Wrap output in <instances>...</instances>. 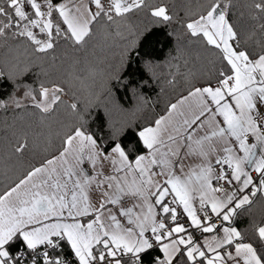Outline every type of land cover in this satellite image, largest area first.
<instances>
[{
    "label": "snow or ice",
    "instance_id": "1",
    "mask_svg": "<svg viewBox=\"0 0 264 264\" xmlns=\"http://www.w3.org/2000/svg\"><path fill=\"white\" fill-rule=\"evenodd\" d=\"M141 18L177 39L164 79L178 94L143 123L114 121L113 91L132 89L135 117L165 67L147 60L148 80L125 79L153 35ZM101 32L119 44L117 64L45 71ZM0 81V111L70 117L35 162H21L26 136L11 148L0 264H264V218L236 226L264 199V0H0Z\"/></svg>",
    "mask_w": 264,
    "mask_h": 264
},
{
    "label": "trees",
    "instance_id": "2",
    "mask_svg": "<svg viewBox=\"0 0 264 264\" xmlns=\"http://www.w3.org/2000/svg\"><path fill=\"white\" fill-rule=\"evenodd\" d=\"M177 4L181 0H175ZM133 24L144 27L148 26L149 31L153 33L149 42H146L144 47L140 51L139 58L133 56L131 58V67L127 69L128 75L125 76L126 80L140 81L141 74H144L145 80L149 77L144 69V62L151 60L156 65H163L165 67L158 68L157 73L160 76L159 82L156 79H151L146 88L140 90V96L146 102V106L142 111L137 113L135 117H132L131 112L134 111L141 103L137 99V96L133 94L131 88L126 92L122 86L119 87V91H113V97H115V104L123 109V113L116 111L112 115L114 121H122L123 119H132L134 122L143 123L144 117L151 118L153 116L162 114L165 106L169 101H174L178 93H174L171 88L165 84V76L167 75V62L171 57L177 55L178 42L175 37L169 39L165 33L171 32V28H164L161 30L158 26L154 27L147 18H141L139 20L134 19ZM242 23H246L243 20ZM120 52V46L117 43L109 41L105 44L103 34L99 35L86 51L73 52L70 49L61 47L57 50V57L54 66L50 65V62L45 65V71H47L54 78H59L62 75L70 73L76 70L73 67V60L79 59L82 62L99 63V67L106 68L109 64L115 65L118 63ZM149 53L150 55H145ZM82 63L79 67H83ZM123 74V73H122ZM163 89V91L161 90ZM10 91L9 85L0 81V93H7ZM103 112V109L99 110ZM70 119L69 115L61 111L57 116L44 120L39 114L34 113L32 110L27 111H0V173L8 171L12 165L17 164L16 158L11 156V148L14 145L16 139H23L27 137L30 148L21 158L23 164L35 162L39 155L42 154L44 148L51 147L58 143L59 134L62 129L59 122ZM108 117L104 116V120L107 121ZM92 130L104 135H107V124L101 129V121L93 120ZM127 142L135 144V139L131 135L127 137ZM8 165V168L5 166ZM19 167H17V171ZM2 178V177H0ZM264 218V199H257L256 203L252 207L250 212L243 213L237 218V227L247 233L253 221H259Z\"/></svg>",
    "mask_w": 264,
    "mask_h": 264
}]
</instances>
